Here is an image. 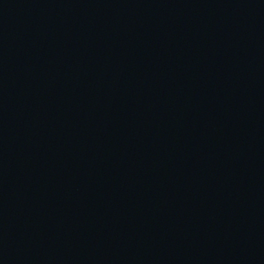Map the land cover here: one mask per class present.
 <instances>
[{
    "label": "water",
    "instance_id": "obj_1",
    "mask_svg": "<svg viewBox=\"0 0 264 264\" xmlns=\"http://www.w3.org/2000/svg\"><path fill=\"white\" fill-rule=\"evenodd\" d=\"M0 264H264V0H0Z\"/></svg>",
    "mask_w": 264,
    "mask_h": 264
}]
</instances>
